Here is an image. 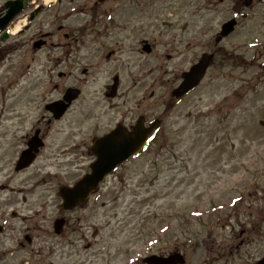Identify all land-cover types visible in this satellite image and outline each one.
<instances>
[{
    "label": "rangeland",
    "instance_id": "obj_1",
    "mask_svg": "<svg viewBox=\"0 0 264 264\" xmlns=\"http://www.w3.org/2000/svg\"><path fill=\"white\" fill-rule=\"evenodd\" d=\"M49 4H60L72 14L61 24L82 39L83 61L71 75L83 95L65 120L51 128L48 149L29 168L16 172L23 138L48 98L33 97L47 90L39 93L31 85L48 84V79L39 71L26 73L29 56L17 58L18 69L13 57L0 62V223L7 225L0 264H139L145 256L176 249L187 264L260 260L264 0H251L248 6L245 0ZM91 17L100 24L89 25ZM232 19L234 31L215 44L221 26ZM142 40L152 46L149 54L141 52ZM203 54H213L214 61L198 87L172 99L182 73ZM115 76L119 96L107 99L103 88ZM142 99L138 112L136 104ZM115 105L130 109L131 124L139 115L145 125L160 121L153 139L108 176L76 213L67 214L68 233L75 230L72 236L78 237L66 247L51 235L46 242L51 247L39 257L15 251L12 234L40 220L27 214L45 209L54 218L60 211L59 187L72 186L88 172L94 160L88 153L92 140L118 121L128 125L112 109Z\"/></svg>",
    "mask_w": 264,
    "mask_h": 264
},
{
    "label": "flooded vegetation",
    "instance_id": "obj_2",
    "mask_svg": "<svg viewBox=\"0 0 264 264\" xmlns=\"http://www.w3.org/2000/svg\"><path fill=\"white\" fill-rule=\"evenodd\" d=\"M14 1L18 0H0V24L7 17L11 16V14H14L12 8L7 6V4H10ZM22 1L23 4L16 5V8L18 10L19 8H21L20 11H18V13L11 17L6 25H4L0 29V62L4 61L6 57H13L15 59L16 69H18L17 61L20 62V60L17 59L18 57H31L30 64L26 68V73L39 71L48 79V84H46L44 81L42 83H39L40 81H38L37 83L33 82V84L31 85L33 87V90H38L39 93L47 90L45 92H42L41 94H35L33 95V97L44 98L46 95H48V98L45 97L43 101V107L41 109L42 111L36 118L35 122L34 119L32 120L30 133L26 134L23 138L24 145L19 150V154L14 166L16 172L23 171L29 168L35 161H37L41 157L43 152L48 149L51 128L54 125H57L65 120V117L69 113L72 105L78 102V100L83 95L81 85H78V80L76 79V77H73L71 75V72L74 73L78 69V63L83 61L80 56L79 43V41L82 39L80 35L78 36V31H69V29L65 28L61 24L63 19H66L72 14L68 15L67 12H64V9L61 10L60 4H48L45 2V0ZM106 1L109 2L111 0H102V2L98 0V3H103ZM95 5L102 6L104 4ZM98 24L100 23L96 21V17H93L91 19V22L89 23V25L93 26H96ZM146 45L147 42L145 40H142L140 42L139 46L141 47V52H144L143 50ZM150 47L152 51V46L150 45ZM112 53L113 52H109L104 58L106 60H109L112 56ZM92 56L93 58H95L96 54H92ZM86 62H90V60H87ZM2 66L6 67L4 64ZM89 67H94V64L90 62ZM82 72H85V70H83ZM103 89H105V98L111 100L116 99L119 96L117 76L112 78L111 85L107 84ZM143 100L144 99L138 100V104H136L138 112L140 111V107L143 105ZM54 103H62L61 105L68 104V106L65 107V111L59 117H57V113L55 111H51L53 109H50V105H53ZM125 103L126 101L123 102V105H125ZM123 108L124 109H120V107L116 105L112 107L114 111L119 112L120 118L128 121V125H125L121 121H118L113 124V127L109 128L108 131L105 134H102V136L99 138L106 136L119 127L129 133L141 118L144 119L143 125L145 126V118L141 115H139V117L135 119L134 123L131 124L133 119L129 118L130 109H125L124 106ZM90 111L92 114H95L97 111V106L91 108ZM96 138L98 137H95L94 139ZM94 139L92 140V142L94 141ZM90 148L88 150L89 154ZM25 151H31V153L35 155L34 160L25 169L16 170L17 161L21 153ZM47 174H50V172ZM0 190L2 191L3 188L0 187ZM78 210V208H75L68 211L60 207V211L56 213L54 218H50V216L46 214L45 209L34 211L33 213H28L27 216L40 220L35 221L32 227H27L26 229H18L16 233L12 234L11 244H17L18 247V249H15V251L26 252L30 256L32 255L39 257L44 249H46L47 247H51L46 243L50 242L49 239L51 235L60 239V247H66V245H68V242L78 237L72 236V233L76 232L75 230H71L70 233H68V217L72 213H76ZM69 213L71 214L67 215ZM59 220L62 221V226L56 228L55 223ZM47 228L49 230L44 232V230ZM6 233L7 225L2 221L0 223V249L3 248V241L7 240ZM3 254L4 253H0V260ZM184 264H187L186 257Z\"/></svg>",
    "mask_w": 264,
    "mask_h": 264
},
{
    "label": "water",
    "instance_id": "obj_3",
    "mask_svg": "<svg viewBox=\"0 0 264 264\" xmlns=\"http://www.w3.org/2000/svg\"><path fill=\"white\" fill-rule=\"evenodd\" d=\"M102 1V0H100ZM23 4V1H17L7 4L12 8L13 13L7 17L1 24L0 28L6 25L7 21L13 17L18 10L16 5ZM250 0H247L245 5H249ZM236 25L235 20H230L221 26L219 35L215 43L230 35ZM144 50L149 53L150 48L144 47ZM213 55H203L200 60L193 65L189 71L182 74V82L172 92V97L178 99L187 94L198 86L207 69L211 65ZM114 89V88H113ZM62 103H54L50 105L52 112L57 113V117L62 115L67 105ZM159 122H153L148 128L143 127V119H139L137 124L131 129V132H126L122 128H117L105 137L94 140L90 153L95 157V161L90 166V173L85 175L72 188L62 187L59 189V196L62 199V209L71 210L77 205L84 203L88 197L94 193L99 184L103 182L105 177L111 174L118 166L122 165L131 157L135 156L142 150L145 143L157 128ZM36 152V151H35ZM35 155L31 151H25L21 154L20 159L16 165V170H21L28 167L34 160ZM56 228L62 226V221L55 223ZM144 264H183L184 260L179 254L169 256L167 258H160L151 256L143 260ZM255 264H264V256Z\"/></svg>",
    "mask_w": 264,
    "mask_h": 264
},
{
    "label": "snow or ice",
    "instance_id": "obj_4",
    "mask_svg": "<svg viewBox=\"0 0 264 264\" xmlns=\"http://www.w3.org/2000/svg\"><path fill=\"white\" fill-rule=\"evenodd\" d=\"M233 203H235V201H233ZM196 215H199V213H196Z\"/></svg>",
    "mask_w": 264,
    "mask_h": 264
},
{
    "label": "bare ground",
    "instance_id": "obj_5",
    "mask_svg": "<svg viewBox=\"0 0 264 264\" xmlns=\"http://www.w3.org/2000/svg\"><path fill=\"white\" fill-rule=\"evenodd\" d=\"M47 2H49L50 0H46Z\"/></svg>",
    "mask_w": 264,
    "mask_h": 264
}]
</instances>
